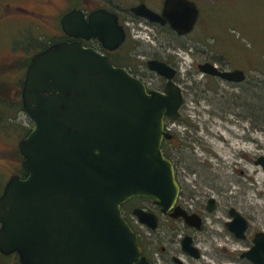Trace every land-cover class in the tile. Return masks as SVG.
<instances>
[{"label":"water","instance_id":"obj_1","mask_svg":"<svg viewBox=\"0 0 264 264\" xmlns=\"http://www.w3.org/2000/svg\"><path fill=\"white\" fill-rule=\"evenodd\" d=\"M133 10L168 22L178 34L192 30L199 12L193 0H166L162 13L144 4ZM61 23L67 33L97 37L110 49L125 35L116 16L104 9L87 21L71 10ZM147 66L166 77L163 91L148 89L79 42H55L32 55L21 102L33 127L18 142L26 175H12L0 194L1 253H17L20 264H153L121 211L132 197L150 198L162 213L198 225L176 204L180 185L162 149L163 139L172 136L165 118L179 117L183 93L172 80L174 68L157 59H148ZM199 69L227 80L245 77L242 69L220 70L210 62ZM255 163L264 169V155ZM231 213L228 226L243 237L247 219ZM134 214L155 227L154 213L135 208ZM182 249L195 253L189 236ZM246 255L264 264L263 230Z\"/></svg>","mask_w":264,"mask_h":264},{"label":"rangeland","instance_id":"obj_2","mask_svg":"<svg viewBox=\"0 0 264 264\" xmlns=\"http://www.w3.org/2000/svg\"><path fill=\"white\" fill-rule=\"evenodd\" d=\"M196 2L200 19L186 36H176L164 29L155 31L159 38L165 37L167 45L163 49L158 38L155 40L144 29L140 31L138 25L144 26L143 21H134L130 29L134 41L129 45L144 60L168 57L175 50L185 56V63L180 62L179 68L182 80L177 81L185 89V101L181 120L175 122L178 133L182 132L184 137L178 136L174 143L185 141L190 145L183 154L187 162L192 164L190 156L194 150L209 164L211 170L201 169V179L211 185L218 200L219 207L213 215H220L225 205H236L246 215L250 231L264 230V169L254 162L257 154H264V0ZM39 4L32 0H0V192L10 175L20 171L18 142L33 126L19 105L26 65L33 53L59 34L58 21L46 14L55 10ZM197 48H205L224 66L245 69L248 79L242 84L244 91L232 94L234 90L223 81L203 77L192 61L207 54L202 55L200 49L194 57L189 54V50ZM141 69L163 87L165 80L158 73L145 65ZM174 153L177 154L175 150ZM167 224L162 218L154 233L158 250L160 245L176 244L169 239L170 234H164ZM135 225L141 228L137 221ZM204 228L206 232L214 230V240L210 236L205 238L198 264H224L234 259L233 249L227 245L239 244L225 232L224 226L206 222ZM13 260V256L0 255V264H17Z\"/></svg>","mask_w":264,"mask_h":264},{"label":"flooded vegetation","instance_id":"obj_3","mask_svg":"<svg viewBox=\"0 0 264 264\" xmlns=\"http://www.w3.org/2000/svg\"><path fill=\"white\" fill-rule=\"evenodd\" d=\"M32 1L40 3L39 4L40 6H45L49 8L51 11L55 10V12L53 13L48 12L46 14L52 16L53 20L58 21L57 27H59V34H57V38L49 42L48 45L61 41L79 42L83 47L92 48L98 53L107 56L114 66L124 68L131 75L141 79L146 84L148 89H153V90L163 91L167 79L165 76L158 73L160 77H162L165 80L163 87H160L159 84H157L154 80L152 81V79L149 78L148 74L144 71V69H141L142 65H145V67L148 68L147 66L148 59L161 60L175 69V74L172 80L181 87L184 100L179 108V114H180L179 117L175 119L170 117L165 118L166 129L172 134V136L170 138L163 139L162 149L165 155L172 160L174 164L176 179L180 185V191L176 204L179 205L182 209H184L188 214H193L195 218L198 220V225L196 226L187 223L182 216L173 217L170 215V211L167 213H162L159 207L155 205L153 200L150 198L132 197L126 200L121 204L122 214L125 217V219L130 223L134 231L137 232L141 253L146 257V259L153 264H198V261L202 258L204 253L202 249V243L205 241V238L207 236L208 237L210 236L214 240V236H213L214 230L210 229L207 232L205 231L204 224L208 222V223H212V225L216 223L222 224L225 228V232L231 236L233 241H236L239 244L237 247L236 246L230 247V244L227 245L229 249H233L234 259H231L225 262L224 264H255L252 260H250L247 257L246 252L252 248L253 238L256 232L263 229L250 231V224L246 215H244L236 205H229V206L225 205L226 209L225 208L222 209V213H220V215L218 214L213 215L212 213H215V211L219 207L218 200L214 195V189L211 187V185L205 184L201 179L202 178L201 169L203 170V167H205L208 171L211 170L209 164L205 162L203 158L199 157L194 150L193 152H191L193 156H190V158L193 160L192 164L187 162V159L185 156H183V154L185 153V149L190 148V145H187L185 141H177V143H174L175 139L178 138V136L180 137V139H183L184 137L182 132L178 133V129L177 126H175V122L181 120L182 108L185 101V89L178 83L181 82L180 80H182L181 76H179L180 62L185 63V59H186L185 56H182L178 51L175 50L171 52L172 54H167L168 57L152 56L144 60V57H140L134 51V49H132L131 46L129 45L130 41H134L131 38L133 36L130 31L132 26H134V21H143L145 23L144 26L142 24L138 25L140 31H143L144 29L146 32H149V34L152 35V37L155 40L158 38V45L163 49H165L167 45L165 42V37L159 38L157 32L155 31H159V29L169 30L174 35L180 37L189 34L194 29V27L196 26V24L200 19V9L196 0L193 1L196 3L199 10L198 17L192 30L186 34H178L170 26L168 22L161 24L156 21H150L133 10V7L140 4H144L153 11L157 13H162L166 0H32ZM100 9H104L105 11L114 14L116 16V20L118 24L124 30L125 35L123 41L121 42L120 45H118L113 49L105 47L97 37L75 36L67 33L62 27L61 20L63 16L71 10L76 11V14H80L82 18L87 21L89 19V15L93 11ZM44 48H46V46ZM199 49L201 50L202 55L207 54V57L203 55L204 57L202 56L200 59L195 58V60L192 61V63L196 62V67L199 71H200L199 64L204 62H210L215 66H217L220 70L242 69L245 73V77L241 81L227 80L219 76L206 74L200 71L203 77H209L214 80H217L218 82L223 81L225 85L229 86L230 89L234 90V92L233 91L231 92L232 94L241 93V91H244L245 86H242V84L245 82V80L248 79V73L245 69H243L240 66H234V65L228 67L224 66L218 61L216 57L209 55L208 51L205 48H197L195 51L189 50V54L193 56L195 55L196 51H198ZM212 54H215V52ZM211 90H213L216 93L219 91L217 88H212ZM238 90H240V92H238ZM251 128H254L252 127V124H251ZM174 150L176 151L177 154L174 153ZM259 155L262 154L261 153L257 154V156L254 159V162ZM14 174H18L21 177H23L26 174V172L20 168V171L14 172L11 175ZM210 199H212L211 202ZM210 205L212 206L211 208H209ZM135 208H141L145 211L154 213L156 215L155 227H151L145 223L140 222L137 216L134 214ZM232 211L239 212L247 219V226L245 228L243 237H237L235 231L231 230L228 226V223L233 219V214L231 213ZM162 218H165L168 222L165 228L166 233L164 234L166 236L167 233L170 234L169 239L171 240L172 243L176 242V244H170L165 246L160 245V249L158 250V243L157 241H155L156 235H154V233L159 230ZM135 221L138 222V225L141 228L136 227ZM177 223L179 225H177ZM141 229L143 230V232L141 231ZM218 233L219 232L217 231V234ZM174 236H176L177 238H175ZM185 236H189L190 244L194 247L195 250L194 254L188 253L182 249V239ZM216 239L217 238H215V240ZM225 240L230 241L229 239H225ZM225 243L227 244V242ZM0 255L3 257L13 256L14 258L13 261L17 264H20L18 254L15 252L10 254H3L0 252ZM200 264H207V263L203 261L200 262Z\"/></svg>","mask_w":264,"mask_h":264},{"label":"trees","instance_id":"obj_4","mask_svg":"<svg viewBox=\"0 0 264 264\" xmlns=\"http://www.w3.org/2000/svg\"><path fill=\"white\" fill-rule=\"evenodd\" d=\"M19 105H20V110H22V105H21V101H19ZM244 107V106H243ZM260 116V115H259Z\"/></svg>","mask_w":264,"mask_h":264}]
</instances>
